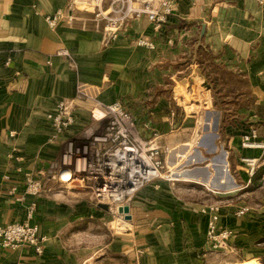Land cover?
Wrapping results in <instances>:
<instances>
[{
  "label": "crops",
  "instance_id": "1",
  "mask_svg": "<svg viewBox=\"0 0 264 264\" xmlns=\"http://www.w3.org/2000/svg\"><path fill=\"white\" fill-rule=\"evenodd\" d=\"M111 1L102 0V8ZM163 1L130 4L162 11ZM92 3L0 0V226L29 221L45 237L40 256L26 247L9 251L0 246V264H192L207 246L209 214L203 209L211 203L203 197L214 182L226 189L215 196L218 227L260 242L264 254V150L241 146L242 137L253 130L264 141V0H174L160 29L132 14L127 30L111 43L105 42L104 23L96 19ZM59 11L65 15L62 23L49 27L46 18ZM139 37L156 47H138ZM62 50L69 57L58 55ZM204 62L243 76L248 90L242 91L252 97L230 96L227 115L210 111L218 122L215 134L206 125L200 132L198 116H188L176 101L179 88L192 85L194 90L206 80ZM78 81L96 99L133 109L140 124H146L145 136L155 135L157 145L170 149L163 157L167 167L187 178L160 180L141 191L123 233L108 231L109 212L92 203L85 190L56 179L67 142L80 139L89 128L93 104L76 100L74 124L53 137L49 115L61 101L76 99ZM199 96L215 109L212 90ZM207 135L219 138L224 148L216 181L206 161L211 152L202 145ZM242 156L259 160L257 208L241 200L240 192L252 188ZM199 161L202 166L195 164ZM40 172L48 176L41 195H25V175ZM200 172L207 180H201ZM251 260L264 264L263 259Z\"/></svg>",
  "mask_w": 264,
  "mask_h": 264
},
{
  "label": "built area",
  "instance_id": "2",
  "mask_svg": "<svg viewBox=\"0 0 264 264\" xmlns=\"http://www.w3.org/2000/svg\"><path fill=\"white\" fill-rule=\"evenodd\" d=\"M96 8V19L104 23L106 43L120 38L128 28V21L132 17L141 19L147 17L160 29L171 16L174 0L162 2V11L149 5L136 9L130 0H112L107 9L102 8V0H92ZM263 2V0H259ZM133 14V15H132ZM132 15V17H131ZM65 15L61 11L46 18L51 28L59 26ZM69 21L73 17H68ZM136 45L146 49L156 47L153 41L143 37L136 39ZM58 55L69 57L67 50ZM73 68L78 67L73 63ZM84 100L93 104L88 117L89 128L80 139H71L66 144L61 164L58 166L56 179L62 185L78 186L83 190L89 189L95 197L96 204L108 206V212H116L121 218L124 213L119 210L130 207L135 197L150 185L160 180L172 177V169L166 165L164 155L170 149L156 144L157 137L145 136L146 124H140L139 117L133 109H127L121 102L106 104L93 97L78 81L76 99L61 101L49 118L54 130L53 137L58 138L68 131L74 124V102ZM256 130L242 137L241 146L244 149H263L264 141H259ZM249 177V185L258 177L259 160L242 156L240 158ZM47 175L44 172L25 175V195L38 198L46 185ZM264 178V175H263ZM122 197V203L117 199ZM36 203L32 204L29 212L31 218ZM249 209H242L238 216L244 215ZM209 214L207 238L220 241L233 236L231 229H220V206L211 203L203 209ZM45 237L40 227L29 221L17 222L0 226V246L4 250L15 251L29 248L37 255L44 253Z\"/></svg>",
  "mask_w": 264,
  "mask_h": 264
},
{
  "label": "rangeland",
  "instance_id": "3",
  "mask_svg": "<svg viewBox=\"0 0 264 264\" xmlns=\"http://www.w3.org/2000/svg\"><path fill=\"white\" fill-rule=\"evenodd\" d=\"M206 91L207 89L200 83L197 84V87L194 88V90L192 85L187 89H183V90L179 88L175 93L176 101L178 102L179 105L183 107V109L186 110L188 116H198L197 120L198 119L200 120V132L202 130L204 131L206 125L207 128L209 127V132L211 131L215 134L217 133L216 129H218V122L212 119L214 118L213 117L214 115H211L210 113L212 112L210 111H214L216 109L211 108L210 104L206 103L207 100L204 97L199 96V94H205ZM218 141L219 138L214 139L213 137H209V135H207L206 137L204 136L202 139V145L208 148V150H210L211 152L208 154L206 161L211 164L209 169L212 172V174L215 175L214 177H216L217 175L220 176L218 171L222 169L220 158H222L221 155L223 153L224 148L221 144L218 143ZM200 142L201 139L198 141L197 146L200 145ZM216 148L218 149L216 150ZM202 163L203 162L199 161L198 163L195 164L202 166L201 165ZM199 174L201 180H207V176L205 172L203 173L200 172ZM181 176H184V172ZM181 176L180 177L172 176L171 178L166 180L172 179V180L182 181L187 179L186 177H181ZM217 177L212 180L216 181L215 179H217ZM261 178H262L261 176H258L256 177L255 181L259 183ZM208 190L210 192L209 196L208 197L204 196L203 198H205L204 200L207 204H210V203H215L217 201L215 196L217 194L222 193L223 191L225 192L226 189L218 187L214 182V186L209 185ZM85 192L87 193V196L91 200V202L96 203L97 200L92 195V192L89 189H86ZM240 195H242L241 200L250 202V206L252 208H257V199H258L257 187L246 189L244 192H240ZM131 204L132 203H130V207ZM126 223L127 222L125 217L121 218L116 214L115 211L107 215L105 222L108 231L110 230L111 233L114 234L123 233L125 229H128L127 225H123ZM206 244L207 246H205L203 250L198 252L197 254L198 257L196 261L192 264H258L259 262L257 260H251V259L259 258L264 260L263 252L258 250L259 248H261L260 242H254L253 239H251V242H249L248 240L238 236H234V237L232 236L229 237L228 239H223L220 241H211L208 238H206ZM118 264H128V262L120 261L118 262Z\"/></svg>",
  "mask_w": 264,
  "mask_h": 264
},
{
  "label": "trees",
  "instance_id": "4",
  "mask_svg": "<svg viewBox=\"0 0 264 264\" xmlns=\"http://www.w3.org/2000/svg\"><path fill=\"white\" fill-rule=\"evenodd\" d=\"M202 68L205 78L212 86L211 90L214 96V108L222 112L223 115L228 114L229 108L227 104L230 96H237L238 100L243 96H246L247 99L252 98L248 92H246L248 90V82L243 76L232 75L226 70L223 71L221 68L215 65H208L205 62ZM243 89L246 91L243 92ZM225 120L226 119L223 118L222 122ZM258 185L257 181L254 180L250 186L258 187Z\"/></svg>",
  "mask_w": 264,
  "mask_h": 264
},
{
  "label": "water",
  "instance_id": "5",
  "mask_svg": "<svg viewBox=\"0 0 264 264\" xmlns=\"http://www.w3.org/2000/svg\"><path fill=\"white\" fill-rule=\"evenodd\" d=\"M205 30H206V27L203 26L202 36H204V34H205ZM202 85H203L207 90H211V88H212L211 85L209 84V82H208L207 80H204ZM98 207L101 208V209H103V210H105V211H108V210H109V209H108V206L105 205V204H99ZM119 212L125 214V219H126V220H131L132 217H131V215H130V207L126 206V207H124V208H121V209L119 210Z\"/></svg>",
  "mask_w": 264,
  "mask_h": 264
},
{
  "label": "bare ground",
  "instance_id": "6",
  "mask_svg": "<svg viewBox=\"0 0 264 264\" xmlns=\"http://www.w3.org/2000/svg\"><path fill=\"white\" fill-rule=\"evenodd\" d=\"M182 174H183V172H179V171H177V170L172 171V176H173V177H180ZM117 202H118L119 204H121V203H122V197H119V198L117 199ZM123 225H126V224H123Z\"/></svg>",
  "mask_w": 264,
  "mask_h": 264
}]
</instances>
